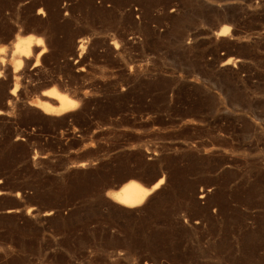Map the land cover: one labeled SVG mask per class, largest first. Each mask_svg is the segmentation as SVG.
<instances>
[{
    "label": "rangeland",
    "instance_id": "374dc122",
    "mask_svg": "<svg viewBox=\"0 0 264 264\" xmlns=\"http://www.w3.org/2000/svg\"><path fill=\"white\" fill-rule=\"evenodd\" d=\"M0 264H264V0H0Z\"/></svg>",
    "mask_w": 264,
    "mask_h": 264
},
{
    "label": "bare ground",
    "instance_id": "6f19581e",
    "mask_svg": "<svg viewBox=\"0 0 264 264\" xmlns=\"http://www.w3.org/2000/svg\"><path fill=\"white\" fill-rule=\"evenodd\" d=\"M34 40H35L34 44H37L40 41L39 38H35ZM34 40L33 38H27L26 40H17L14 42L15 43L14 48H15V52L18 54V59L14 62L15 65L12 70H15V68L20 64L19 57L22 56L27 59V57L30 54L31 45ZM79 49L80 50L82 49L81 44L79 45ZM46 94L47 96L54 98L58 103L57 107L61 109H65L68 106H71V104L73 105V99L69 98L67 94L62 93L56 89L49 90L47 91ZM44 106L45 108H49L46 104ZM161 180L162 178H159L150 188H144L135 181H129L123 186H121V188L114 193V198L125 206H133L139 203L151 189L155 188L161 182Z\"/></svg>",
    "mask_w": 264,
    "mask_h": 264
}]
</instances>
